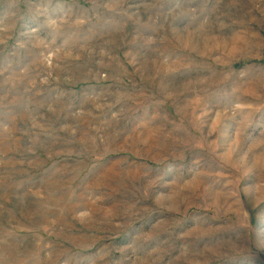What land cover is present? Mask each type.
I'll return each mask as SVG.
<instances>
[{
  "label": "rangeland",
  "instance_id": "374dc122",
  "mask_svg": "<svg viewBox=\"0 0 264 264\" xmlns=\"http://www.w3.org/2000/svg\"><path fill=\"white\" fill-rule=\"evenodd\" d=\"M0 264H264V0H0Z\"/></svg>",
  "mask_w": 264,
  "mask_h": 264
}]
</instances>
